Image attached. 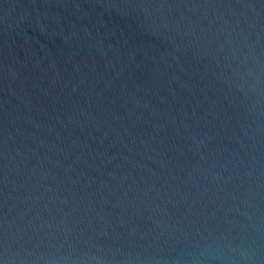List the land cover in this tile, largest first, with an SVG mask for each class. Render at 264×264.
<instances>
[{
    "label": "water",
    "instance_id": "obj_1",
    "mask_svg": "<svg viewBox=\"0 0 264 264\" xmlns=\"http://www.w3.org/2000/svg\"><path fill=\"white\" fill-rule=\"evenodd\" d=\"M264 264V0H0V264Z\"/></svg>",
    "mask_w": 264,
    "mask_h": 264
},
{
    "label": "clouds",
    "instance_id": "obj_2",
    "mask_svg": "<svg viewBox=\"0 0 264 264\" xmlns=\"http://www.w3.org/2000/svg\"><path fill=\"white\" fill-rule=\"evenodd\" d=\"M200 256L198 264H255L253 250L230 239L209 244Z\"/></svg>",
    "mask_w": 264,
    "mask_h": 264
}]
</instances>
